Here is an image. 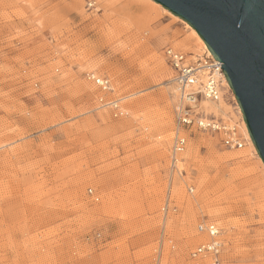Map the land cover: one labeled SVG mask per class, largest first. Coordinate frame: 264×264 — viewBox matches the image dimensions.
I'll use <instances>...</instances> for the list:
<instances>
[{"label": "rangeland", "instance_id": "rangeland-1", "mask_svg": "<svg viewBox=\"0 0 264 264\" xmlns=\"http://www.w3.org/2000/svg\"><path fill=\"white\" fill-rule=\"evenodd\" d=\"M38 1L0 0V264H205L190 256L203 222L220 230L222 264H264L255 156L235 164L218 134L193 130L171 171L164 51L177 38L202 54L184 24L140 0ZM124 99L134 116L105 106Z\"/></svg>", "mask_w": 264, "mask_h": 264}, {"label": "water", "instance_id": "water-1", "mask_svg": "<svg viewBox=\"0 0 264 264\" xmlns=\"http://www.w3.org/2000/svg\"><path fill=\"white\" fill-rule=\"evenodd\" d=\"M191 27L221 64L248 129L264 118V0H152Z\"/></svg>", "mask_w": 264, "mask_h": 264}, {"label": "built area", "instance_id": "built-area-1", "mask_svg": "<svg viewBox=\"0 0 264 264\" xmlns=\"http://www.w3.org/2000/svg\"><path fill=\"white\" fill-rule=\"evenodd\" d=\"M164 57L174 71V83L176 88V102L174 106L173 138L170 150L171 171L179 173L177 158L184 152L187 135L198 131L203 133H215L220 136V142L227 150H241L244 139L239 126L243 124L242 118L237 116L236 121L223 119L221 114L215 116L205 113L199 108L204 99L218 104L223 97V71L221 64L214 59L192 60L189 53H182L172 48H166ZM206 72V73H205ZM95 87L102 92L107 90L109 82L107 78H101L93 74L87 76ZM228 102L237 106L233 97L224 94ZM102 102V100H100ZM117 102V101H114ZM113 104V103H112ZM111 106L115 116H121L120 109ZM191 191V190H190ZM197 233L205 235L207 241L199 245L191 254V259H204L205 264H222L220 255L222 244L219 240L220 230L214 223H200L197 225Z\"/></svg>", "mask_w": 264, "mask_h": 264}, {"label": "bare ground", "instance_id": "bare-ground-1", "mask_svg": "<svg viewBox=\"0 0 264 264\" xmlns=\"http://www.w3.org/2000/svg\"><path fill=\"white\" fill-rule=\"evenodd\" d=\"M22 3H24V4H30L31 6H33V5H35V4H38V0H32V2H29L28 3V0H20ZM140 1H142L144 4H146V5H148L149 6V8H151V9H154V10H160L161 12H163V13H165V14H167L168 16H170V17H172L173 19H175V20H178L179 22H181V23H183L184 24V26H185V28L190 32V35H191V37L194 39V41L197 43V45H198V48H197V46H196V49H198V52H202V54L200 55V54H198V53H196L195 51H193L192 50V48H190L188 45L191 43H189L188 42V44H187V41L185 42V41H183V40H181V41H176V39L177 38H175L174 40H173V42H174V47H177V48H179V50L181 51V52H183V53H189L190 54V57H191V59L192 60H202V61H204L206 58H208V59H213L212 58V55H211V53L209 52V50L207 49V47L205 46V44H204V42L201 40V38L198 36V34L191 28V27H189L186 23H184L183 21H181L180 19H178L177 17H175V16H173L172 14H170L168 11H166L164 8H162L160 5H158V4H156L155 2H153L152 0H140ZM42 2V1H41ZM4 3V2H3ZM6 3V2H5ZM33 4V5H32ZM73 4L75 5V7H77V8H79V7H81V1H78V0H75L74 2H73ZM3 7V6H2ZM39 7V6H38ZM5 8V7H4ZM28 8V7H27ZM36 8H37V6H36ZM41 9V8H40ZM193 43V42H192ZM192 45V44H191ZM194 46V47H195ZM206 73V72H205ZM99 77H101V76H99ZM101 78H105V77H101ZM174 79H172V83L174 82L173 81ZM109 82V86H108V88H107V90L109 91V93L110 92H112V91H114L116 88H118L117 86V82H115L114 80H111V82L110 81H108ZM222 84H223V87H224V90H223V92H222V94H223V97H222V99L219 101V103L218 104H215V103H212V102H209V101H207V100H202L201 102H200V104H199V108L203 111V112H205V113H212V114H214L215 116H217L218 114H221V116H222V118L223 119H226V120H228V119H230L231 118V116L230 115H233V116H235V114H237V116L238 117H241L242 118V115H241V112H240V110H239V107H238V105L236 106V108H234L232 105H229L228 104V102H227V100H226V97L224 96V94L226 95V94H228L230 97H233V99H234V96H233V94H232V91H231V89H230V86H229V84H228V82H227V80L225 79V77L223 78V82H222ZM81 85V84H80ZM172 88H173V96H176V88H175V83H173V85H172ZM117 90V89H116ZM235 100V99H234ZM129 100H126V99H124V100H119V102H111L110 104H112L113 106H115L116 108H119V109H121L122 111H124L126 114H128V115H132V116H134L135 115V113H137V111H138V108H139V106H138V108H135V107H133V106H131L130 105V102H128ZM141 105V104H140ZM136 106V105H135ZM230 117V118H229ZM242 121H243V118H242ZM160 125H161V127L163 128L162 130H161V128H160V135H162L163 133H165L167 130H168V128L167 127H169V125H170V119H169V117H168V115L167 114H165L163 117H162V119H161V123H160ZM240 130H241V132L243 133V139H244V146H243V148L241 149V150H236L237 151V153L236 154H234L233 156H232V162L233 161H235V164H238V165H242V164H244V160L243 159H246L245 158V154L247 155V153H249L250 152V154L252 155V156H255V158L257 159V162H258V164H259V167L260 168H263V164H262V162H261V160H260V158H259V156L257 155V152H256V149H255V147H254V145H253V143H252V141H251V138H250V135H249V133H248V130H247V128H246V125H245V123H244V121H243V124H241L240 125ZM164 135V134H163ZM161 138V140H162V143H163V146H161V149H163L164 148V150H166V148H165V145L167 144V142H168V140H169V135H166V136H164V137H160ZM163 152V151H162ZM187 153L188 152H186V155H187ZM163 155V154H162ZM232 155V154H231ZM158 156H160V155H158ZM165 156V155H164ZM163 156V157H164ZM180 156H181V158L183 157V156H185V154H180L179 156H178V158H177V164L179 163V161H180ZM188 156V155H187ZM227 157V156H226ZM184 158V157H183ZM229 158V157H228ZM248 158H250V157H248ZM161 159V158H160ZM226 160V159H225ZM248 160V159H247ZM234 163V162H233ZM179 165V164H178ZM178 170H179V168H178ZM179 172V171H178ZM179 176V175H178ZM198 178V177H197ZM185 199V198H184ZM188 200V199H187ZM209 214V216L210 217H215V216H213L214 214H212V213H208ZM189 216V215H188ZM192 217V216H191ZM190 218V217H189ZM217 218V217H216ZM186 220V219H185ZM193 220V219H192ZM215 220V219H214ZM191 221V220H190ZM186 223V222H185ZM184 223V224H185ZM187 225V224H186ZM190 225V224H189ZM186 229V228H185ZM219 229V228H218ZM190 230V229H189ZM189 230H188V232L186 231V237H188V235H189ZM185 232V231H184ZM196 232H197V230H196ZM190 236H191V234H190ZM193 238V237H192ZM186 239V238H185ZM192 241V240H191ZM205 243V242H204ZM188 245V244H187ZM201 245V244H200ZM184 250H185V246H181L180 247V252L181 253H183L184 252ZM186 252V251H185ZM184 252V253H185ZM180 253V254H181ZM202 260H204V259H202Z\"/></svg>", "mask_w": 264, "mask_h": 264}, {"label": "snow or ice", "instance_id": "snow-or-ice-1", "mask_svg": "<svg viewBox=\"0 0 264 264\" xmlns=\"http://www.w3.org/2000/svg\"><path fill=\"white\" fill-rule=\"evenodd\" d=\"M248 129L251 132L252 139L256 142L257 148L264 146V118H262L258 123L250 122ZM264 155V153H261Z\"/></svg>", "mask_w": 264, "mask_h": 264}]
</instances>
